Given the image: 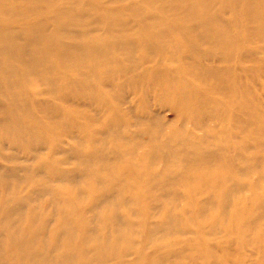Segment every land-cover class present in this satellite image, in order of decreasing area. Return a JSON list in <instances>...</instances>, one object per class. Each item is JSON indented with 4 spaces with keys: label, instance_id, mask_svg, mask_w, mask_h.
I'll return each instance as SVG.
<instances>
[{
    "label": "rangeland",
    "instance_id": "1",
    "mask_svg": "<svg viewBox=\"0 0 264 264\" xmlns=\"http://www.w3.org/2000/svg\"><path fill=\"white\" fill-rule=\"evenodd\" d=\"M246 1L0 0V264H264V0Z\"/></svg>",
    "mask_w": 264,
    "mask_h": 264
},
{
    "label": "bare ground",
    "instance_id": "2",
    "mask_svg": "<svg viewBox=\"0 0 264 264\" xmlns=\"http://www.w3.org/2000/svg\"><path fill=\"white\" fill-rule=\"evenodd\" d=\"M255 1L256 0H247L246 3H247L248 6H250ZM230 6H231L232 9H234V7L232 5H230ZM9 43L15 44L16 43V40H12ZM187 43L191 47H193V48H197V46H198V41H197L196 38H190V39H188L187 40ZM108 50L110 51V48L108 46H106L105 44H102V45H98V46L97 45L96 46L94 45L91 48H85L83 50V53L94 57L96 60L102 61L103 56L106 53L105 51H108ZM1 121L2 122H7L8 120L1 119ZM29 132L38 134L36 131H34L32 129H30ZM155 152L156 153H159V152H161V153H167V146L166 145L165 146H162L160 148V150L157 149V148H155ZM188 157H190V158H185L184 160L187 161L190 164L197 163V159H195L194 157H192L190 155H188ZM97 159H103V152L101 150L98 151L97 154L93 158V160H97ZM84 165L87 166V164H84ZM184 171L186 172L187 170H184ZM27 175H28V176H26L27 178L33 179V177H32L33 176V170H31L30 172H28ZM156 176L157 177H161V175L159 173H157ZM181 176H182V172L181 171H178L174 176L163 177V179H165V180H163L162 177H161L160 178L161 181L157 184L156 188L159 190V188L161 189L163 186H165L171 180H174V181L175 180H178ZM118 180H119V178H118ZM46 183L48 184V182H46ZM111 186L113 188L116 187L115 184H111ZM102 197L109 198L108 195H106V194H103ZM111 204H114V202L113 203L111 202ZM0 212H1L0 215H2V213H9L11 215H13V214L16 213L15 210H6L5 207H0ZM116 219H115V217H112L111 216V219L110 220H111V222H113ZM115 223H116V221H115ZM171 223H173V221H171ZM27 227L30 230V232L26 233V235L21 238L22 239V242L21 243L24 245V251L27 253V255L25 256L26 257L25 260L26 261H31L34 258H37L39 256V253L41 252L39 250H33V248H34L33 247V244H34V240H35V235L34 234H36L38 231H40L39 230L40 228L39 227L31 226V225L30 226L27 225ZM75 230H76V224L72 223L70 221V219H64L63 222L60 224L59 228L56 230L55 233L59 237V236H62V235L71 234ZM28 236H29V238L27 239ZM81 245H82V243H81ZM158 261H160V260H158Z\"/></svg>",
    "mask_w": 264,
    "mask_h": 264
}]
</instances>
